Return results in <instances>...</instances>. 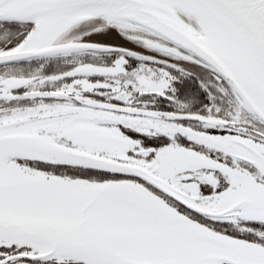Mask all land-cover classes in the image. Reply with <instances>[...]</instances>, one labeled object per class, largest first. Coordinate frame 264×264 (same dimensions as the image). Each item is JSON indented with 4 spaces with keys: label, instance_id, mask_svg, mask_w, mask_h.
<instances>
[{
    "label": "snow or ice",
    "instance_id": "obj_1",
    "mask_svg": "<svg viewBox=\"0 0 264 264\" xmlns=\"http://www.w3.org/2000/svg\"><path fill=\"white\" fill-rule=\"evenodd\" d=\"M0 264H264V0H0Z\"/></svg>",
    "mask_w": 264,
    "mask_h": 264
}]
</instances>
